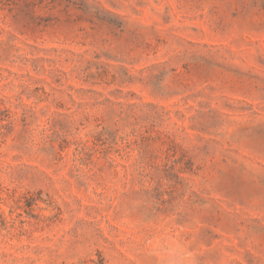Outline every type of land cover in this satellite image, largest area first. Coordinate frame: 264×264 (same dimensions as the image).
Segmentation results:
<instances>
[{"label":"rangeland","instance_id":"rangeland-1","mask_svg":"<svg viewBox=\"0 0 264 264\" xmlns=\"http://www.w3.org/2000/svg\"><path fill=\"white\" fill-rule=\"evenodd\" d=\"M0 264H264V0H0Z\"/></svg>","mask_w":264,"mask_h":264}]
</instances>
